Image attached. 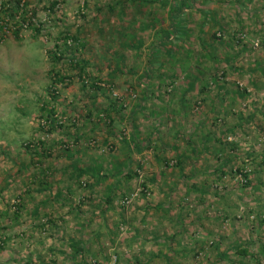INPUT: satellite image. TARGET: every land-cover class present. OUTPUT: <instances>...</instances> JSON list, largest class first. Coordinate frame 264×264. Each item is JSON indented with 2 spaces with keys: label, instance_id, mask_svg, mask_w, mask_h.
<instances>
[{
  "label": "rangeland",
  "instance_id": "1",
  "mask_svg": "<svg viewBox=\"0 0 264 264\" xmlns=\"http://www.w3.org/2000/svg\"><path fill=\"white\" fill-rule=\"evenodd\" d=\"M1 24L0 264H264V0H0Z\"/></svg>",
  "mask_w": 264,
  "mask_h": 264
},
{
  "label": "trees",
  "instance_id": "2",
  "mask_svg": "<svg viewBox=\"0 0 264 264\" xmlns=\"http://www.w3.org/2000/svg\"><path fill=\"white\" fill-rule=\"evenodd\" d=\"M19 3V2H18ZM54 5V4H53ZM18 8H19V6H18ZM14 12V11H13ZM7 17L9 18V17H11V18H13L14 17V14L12 13V11L11 12H8V14H7ZM180 17H181V14H178V20L180 19ZM23 19H24V17H23ZM175 21H176V19H173L172 20V29H173V27L175 26ZM208 21V19H205V21L204 22H207ZM203 23V22H202ZM5 24H7L6 22H5ZM7 27V26H6ZM203 27H206V26H203ZM2 28H5V25L4 24H1L0 25V29H2ZM18 32V29L16 30L15 29V33H17ZM204 32V34L202 33V36H200L201 37V39L203 40L204 38H205V36H206V32L205 31H203ZM167 35H169V36H171L170 35V32H168L167 33ZM168 36V37H169ZM175 36V35H174ZM215 37H216V35H215ZM62 38H63V40H64V50H60V45H58L57 46V48L58 49H56V50H49V52H48V58H49V60L51 61V63L52 64H58V63H60V62H62L64 59H66V54H68L67 52L69 51V50H71L72 52H75V51H77V50H79V48H75V49H72L71 47H73L72 46V42L74 43V42H76V44L75 45H78L80 48H84V45L82 44V43H80L79 42V37H77V36H72V35H70L69 33H67V32H65V33H63V35H62ZM2 37H1V35H0V44L2 43ZM172 43L173 44H175V42L174 41H172ZM206 45H207V43H204V50L205 51H208V48L206 47ZM210 52V51H209ZM208 52V53H209ZM207 53V54H208ZM212 53V52H211ZM213 55V54H212ZM211 55V57L213 58V59H215V57L214 56H212ZM205 56H207V55H205ZM73 61H75V62H77L78 63V61H77V59H73ZM76 63V64H77ZM77 66H79V65H77ZM54 70V69H53ZM85 71V67H84V65H81V73H83ZM54 76H56V81H64L65 79H64V77H62L61 75H60V71H56V70H54ZM82 76V75H81ZM55 81V82H56ZM94 87H96V88H99L100 89V87H98V86H94ZM202 89L203 90H207V86H203L202 87ZM55 96V95H54ZM58 96V95H57ZM113 110H115V106L112 104V109L111 108H107V109H105L104 110V116H109L110 117V113L113 111ZM254 113V112H253ZM255 114V113H254ZM111 122H113V121H110V123ZM41 143H43V142H41ZM178 163L180 164L181 163V161H178ZM262 164H264V159H263V161L260 163V165H262ZM124 166H126V173H125V178L126 179H129V180H131L132 178H133V176H132V174H131V168L129 167L128 168V163L126 162V163H124ZM78 170L79 171H82L79 167H78ZM223 175L225 174V172L224 171H220ZM232 173H234V177H236V176H239V183L241 184V186L242 187H249V186H252V182H251V174H253V172H251L250 170H247L246 169V167H244V168H240V167H237L234 171H232ZM135 175L137 176V173L135 172ZM240 176H241V178H240ZM87 185V184H86ZM143 187H145L144 189H147L146 188V185H145V183H144V186ZM111 189H113V187L111 188ZM123 202H122V206L124 207V206H126V205H129V203L127 204L126 203V201H131V195L130 196H128L127 195V193H124L123 194ZM113 200V198H112V195L111 196H109V199H108V201H112ZM263 212V211H262ZM262 212H259L258 213V217L257 218H259V220L261 221V223L263 222L264 223V216H262ZM90 247H91V245H87V243H86V246H84V245H80V244H78V242L77 243H74L73 245H72V249L74 250L73 252H74V254H76V255H80V257L82 258V260H83V262L85 261V259L88 257V254L90 253L89 251H90ZM237 253L238 254H240V255H242V256H246V255H248L249 253H248V250H247V247L246 246H244V247H240V248H238L237 249ZM249 256V255H248ZM251 256V255H250ZM244 264V263H243Z\"/></svg>",
  "mask_w": 264,
  "mask_h": 264
},
{
  "label": "clouds",
  "instance_id": "3",
  "mask_svg": "<svg viewBox=\"0 0 264 264\" xmlns=\"http://www.w3.org/2000/svg\"><path fill=\"white\" fill-rule=\"evenodd\" d=\"M3 60L5 61V63H7L9 66L15 67L18 73H23L25 71H33L35 69L39 68V64L34 62L33 60H29V59H25L24 63L30 65V68H25L19 59H17L14 55V49L11 47V45H9L4 53H3ZM18 79L22 78L21 76L17 77ZM32 87L36 90V91H40V86L38 84H33ZM21 95H28L30 96V94L28 93H24ZM32 99H35L34 97H32ZM18 131L23 135V136H27L30 134L29 131L24 130L23 128H18ZM15 134V133H13Z\"/></svg>",
  "mask_w": 264,
  "mask_h": 264
},
{
  "label": "built area",
  "instance_id": "4",
  "mask_svg": "<svg viewBox=\"0 0 264 264\" xmlns=\"http://www.w3.org/2000/svg\"><path fill=\"white\" fill-rule=\"evenodd\" d=\"M3 41V40H2ZM240 178H241V176H240ZM130 202V200L129 201H126V203L128 204Z\"/></svg>",
  "mask_w": 264,
  "mask_h": 264
}]
</instances>
